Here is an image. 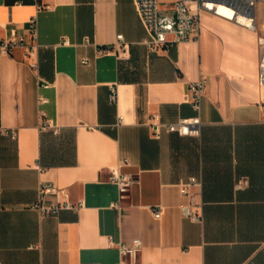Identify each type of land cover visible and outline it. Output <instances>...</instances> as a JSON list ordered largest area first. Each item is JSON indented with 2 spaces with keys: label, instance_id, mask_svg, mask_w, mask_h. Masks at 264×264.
Wrapping results in <instances>:
<instances>
[{
  "label": "crops",
  "instance_id": "obj_1",
  "mask_svg": "<svg viewBox=\"0 0 264 264\" xmlns=\"http://www.w3.org/2000/svg\"><path fill=\"white\" fill-rule=\"evenodd\" d=\"M175 1L158 0L161 12L171 15ZM40 2L48 8L0 0V41L36 17L38 44L37 70L21 48L0 55V264H122L117 244L136 239L137 264H264V4L254 30L202 11L196 40L148 53L132 0ZM118 34L125 49L101 53ZM201 77L197 111L187 95ZM152 114L163 123L198 116L200 134L156 139ZM112 171L132 178L128 198L108 181ZM191 177L200 222L181 212L180 184ZM40 182L82 206L41 218L29 208Z\"/></svg>",
  "mask_w": 264,
  "mask_h": 264
},
{
  "label": "built area",
  "instance_id": "obj_2",
  "mask_svg": "<svg viewBox=\"0 0 264 264\" xmlns=\"http://www.w3.org/2000/svg\"><path fill=\"white\" fill-rule=\"evenodd\" d=\"M137 10L138 16L146 30L147 39L144 42L148 53H157L164 51L173 45L182 42L196 40L199 36L201 24L200 14L202 11L210 12L216 16L225 18L230 21H235L250 29H255L256 8L257 5L264 0H176L173 4V13L163 14L161 12L158 0H132ZM37 9L48 8L40 0H35ZM218 7H223L232 13V17L221 14ZM238 17H243L248 22H240ZM64 44H68L65 40ZM126 47L122 34L116 36V41L109 47L100 50L101 53L110 51L119 52ZM17 48L24 51L23 61L33 70L38 69L37 58V19L32 17L27 21L25 33L18 34L11 30L8 35L0 41V55H11ZM259 61H258V86L264 89V35L258 37ZM82 64H86L87 60H82ZM41 88H49L50 84L43 82L39 85ZM206 81L201 77L198 81L191 83L188 89L187 99L193 105L195 110H199L200 100L205 93ZM110 100L113 103L117 102V91L111 89ZM46 99L39 97V103L43 104ZM44 118V113H41ZM150 125L153 128V136L159 139L161 131L168 133H176L179 136L198 137L200 134V119L192 117L180 119L176 123H163L159 114H152L150 117ZM123 124V117L119 116L117 126ZM41 129L49 131L54 136L59 135V129L52 127L49 122L43 120ZM12 139L16 138L14 131H5ZM124 163L128 161L123 160ZM108 181L115 184L118 188L119 199L128 198L132 178L128 175H123L118 171H112ZM199 185L196 177H191L187 181H183L181 186L182 194L188 199L186 204L181 206L183 217L189 218L193 222H200L201 215L198 213V204L195 195L191 193V188ZM59 198L55 202H50V197ZM82 206V201L78 205H73L69 201V194L66 189H60L52 183L40 182L37 187V201L30 205V209L36 211L41 218L54 217L62 210L77 209ZM119 207V204H117ZM154 217L159 218L161 210L153 211ZM118 250L123 259L122 264H137L138 255L143 248L142 241L136 239L132 244L124 243L117 244Z\"/></svg>",
  "mask_w": 264,
  "mask_h": 264
},
{
  "label": "bare ground",
  "instance_id": "obj_3",
  "mask_svg": "<svg viewBox=\"0 0 264 264\" xmlns=\"http://www.w3.org/2000/svg\"><path fill=\"white\" fill-rule=\"evenodd\" d=\"M218 11H219L221 14H223V15H226V16H228V17H232V13H231L229 10H227V9H225V8H223V7H218ZM238 19H239L240 22H243V23H247V22H248V21H247L246 19H244L243 17H238Z\"/></svg>",
  "mask_w": 264,
  "mask_h": 264
},
{
  "label": "rangeland",
  "instance_id": "obj_4",
  "mask_svg": "<svg viewBox=\"0 0 264 264\" xmlns=\"http://www.w3.org/2000/svg\"><path fill=\"white\" fill-rule=\"evenodd\" d=\"M54 136V135H53ZM56 137V136H55Z\"/></svg>",
  "mask_w": 264,
  "mask_h": 264
}]
</instances>
